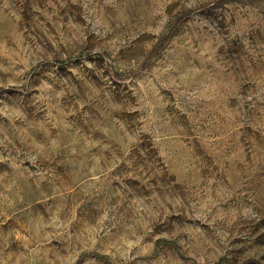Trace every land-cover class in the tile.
I'll use <instances>...</instances> for the list:
<instances>
[{
  "label": "clouds",
  "instance_id": "obj_1",
  "mask_svg": "<svg viewBox=\"0 0 264 264\" xmlns=\"http://www.w3.org/2000/svg\"><path fill=\"white\" fill-rule=\"evenodd\" d=\"M0 264H264V0H0Z\"/></svg>",
  "mask_w": 264,
  "mask_h": 264
}]
</instances>
